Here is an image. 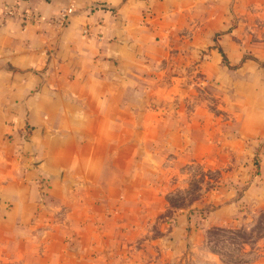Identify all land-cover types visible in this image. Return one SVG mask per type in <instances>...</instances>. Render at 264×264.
Listing matches in <instances>:
<instances>
[{"label":"crops","instance_id":"obj_1","mask_svg":"<svg viewBox=\"0 0 264 264\" xmlns=\"http://www.w3.org/2000/svg\"><path fill=\"white\" fill-rule=\"evenodd\" d=\"M13 5L0 0V264H179L264 207L255 180L153 226L168 184L154 171L230 168L246 138L264 142V0H22L4 18ZM183 92L191 114L153 109Z\"/></svg>","mask_w":264,"mask_h":264},{"label":"rangeland","instance_id":"obj_2","mask_svg":"<svg viewBox=\"0 0 264 264\" xmlns=\"http://www.w3.org/2000/svg\"><path fill=\"white\" fill-rule=\"evenodd\" d=\"M246 58L255 61L252 55H246ZM194 79L198 81L197 78ZM203 81L201 78L200 83L195 84V92L198 97L205 99L210 97V90ZM183 94L182 101L176 100L171 110L162 106H155L153 109L166 115L172 111L175 112L174 114L178 112L191 114L194 109L193 104L186 100L190 99L186 92ZM182 102L184 107H180ZM211 108L216 114L222 111L217 107L218 110L215 107ZM245 143L252 152L243 156L241 160L238 155H234L231 163L227 164L230 168L209 169V165L204 162V156L201 155L200 161L193 162L190 158V161L186 160L178 169L173 165L168 171H154L156 173L154 181L161 183V176L163 180L166 178L168 180V184L156 185L166 201V211L155 220L153 225L157 233H164L171 228L176 215L191 214L201 206H203L201 213L204 214L213 206L212 201H209L210 196L219 194L221 190L229 188L239 196H243L255 180L264 182V142L252 137L246 138ZM154 158L155 162L160 156ZM220 159L227 158L222 156ZM241 167L246 171L245 178L240 175L244 172L239 170ZM245 212L249 216L246 217L247 220L242 221L245 222L244 225L211 229L208 231L206 245L195 250L193 248L185 250L182 258L179 259V264H264V207L255 211L246 207ZM162 227L166 230L160 232Z\"/></svg>","mask_w":264,"mask_h":264},{"label":"built area","instance_id":"obj_3","mask_svg":"<svg viewBox=\"0 0 264 264\" xmlns=\"http://www.w3.org/2000/svg\"><path fill=\"white\" fill-rule=\"evenodd\" d=\"M22 1V0H14V5L10 7H4L2 9V16L5 17H11V16H16L18 10L16 8L17 4ZM73 9L69 8L67 10H64L63 13L61 14L60 18L58 19V22L60 25H64L67 20L69 19V16L73 13Z\"/></svg>","mask_w":264,"mask_h":264}]
</instances>
